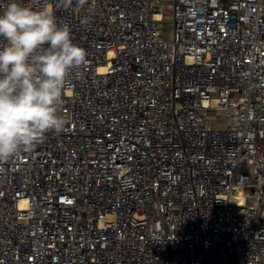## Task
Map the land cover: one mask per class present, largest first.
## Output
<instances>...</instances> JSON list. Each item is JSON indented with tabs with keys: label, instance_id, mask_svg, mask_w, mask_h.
<instances>
[{
	"label": "built area",
	"instance_id": "2783aa9c",
	"mask_svg": "<svg viewBox=\"0 0 264 264\" xmlns=\"http://www.w3.org/2000/svg\"><path fill=\"white\" fill-rule=\"evenodd\" d=\"M55 15L86 63L64 131L0 162V264H264V0Z\"/></svg>",
	"mask_w": 264,
	"mask_h": 264
},
{
	"label": "clouds",
	"instance_id": "9594fccd",
	"mask_svg": "<svg viewBox=\"0 0 264 264\" xmlns=\"http://www.w3.org/2000/svg\"><path fill=\"white\" fill-rule=\"evenodd\" d=\"M73 2L29 7L8 0L0 10V162L31 153L45 134L65 129L69 77L87 53L73 42L70 26L57 22L55 7ZM87 2L76 0L80 7Z\"/></svg>",
	"mask_w": 264,
	"mask_h": 264
}]
</instances>
